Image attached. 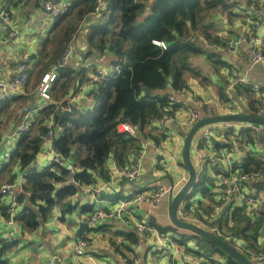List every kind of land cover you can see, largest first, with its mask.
I'll use <instances>...</instances> for the list:
<instances>
[{
  "label": "trees",
  "instance_id": "obj_1",
  "mask_svg": "<svg viewBox=\"0 0 264 264\" xmlns=\"http://www.w3.org/2000/svg\"><path fill=\"white\" fill-rule=\"evenodd\" d=\"M226 1L109 0L110 13L102 11L98 19L88 24L84 38L85 49L80 52L83 59L92 57L94 53L101 55L108 52L113 58L112 69L118 68L113 69L107 77L92 80V93L97 102L95 108L92 111L81 109L72 117L62 115L57 103L73 94L77 83L87 82L89 78L85 76L84 66L77 69L68 64L58 67L46 91L51 100L38 106L28 131L20 133L7 160L0 165V185L3 182L12 183L18 173L27 171L23 176V188L31 194L26 196L22 193L18 197L19 204L25 201L29 203L18 217L23 227L29 231L35 230L57 205L60 207L62 218L76 206L65 201L78 187L63 183L67 175L64 167L52 164L43 170L29 171L40 149L39 134L44 132V122L52 118L57 133L54 147L62 156L72 160L76 167L75 180L92 184L96 176L107 179L105 165L109 157L113 158L117 165L124 166L129 162L132 152L141 148L140 138L128 137L117 130L116 126L121 122V118L136 127L142 137H148L159 144L164 136L149 131L145 133V128L163 115L175 114L179 105L171 103L169 95L188 89L189 75L202 78L199 71L191 66L190 58L205 54L213 59L215 67L226 65L217 57L216 52L203 48L199 40L189 39L191 35H199L210 43L220 42L218 37H209L205 31V22L216 7L226 8ZM253 1L264 4V0ZM94 6L95 0H71L68 11L53 19L46 34L38 41L39 50L24 83L25 95L15 98L18 107L27 104L26 100L35 93L42 77L58 65L65 47L73 35L80 31L81 22L89 20L87 18L91 16ZM154 41H162L165 48ZM145 87L149 89L147 94ZM233 90L235 95H245L250 99L248 110L255 113L253 90L242 85H236ZM259 91L264 94V84ZM223 94L221 89L222 98ZM9 103L5 102V105ZM214 148L219 149L220 145L215 144ZM241 166L245 172L264 171V161L250 153L246 154ZM209 183L213 185L204 175L200 176L183 200L185 209L195 212L198 217H201L200 213L207 214L209 209L197 200L194 202L193 197L199 193L202 197L209 198ZM252 186L264 190V180L252 183ZM107 196L116 200L122 195L113 193ZM87 208L89 207H81L83 210ZM4 211L5 207L0 201V212L7 218ZM201 223L204 228L234 247L236 246L229 237H242L250 245H254L252 243L256 241L264 225V215L259 214L257 219L251 221L241 206L225 211L214 221ZM149 225L154 226L160 234L179 232L172 226L162 227L155 224L152 219ZM212 226L216 227L212 229ZM113 234L125 236L130 242L137 240L134 231H114ZM172 240L186 252L196 256L211 259L210 256L219 254L225 258V264H237L217 245L196 235L173 234ZM188 240L194 242L196 249L187 243ZM3 241L4 239H0V244L7 246ZM111 242L114 244L112 240ZM238 250L248 258L242 250ZM0 264L6 262L0 259Z\"/></svg>",
  "mask_w": 264,
  "mask_h": 264
},
{
  "label": "crops",
  "instance_id": "obj_2",
  "mask_svg": "<svg viewBox=\"0 0 264 264\" xmlns=\"http://www.w3.org/2000/svg\"><path fill=\"white\" fill-rule=\"evenodd\" d=\"M41 1L42 0H21V2L10 6L12 28L16 31V34L11 37H6L4 35L0 36V77L5 81L10 80L11 77L18 73V63L20 61H25L29 63L31 67L33 66V60L36 57V52L39 50V40L36 41L33 37L40 28L44 30V24L46 22H42V20H49V27L53 23V19L46 17L41 11ZM251 1L252 0H227L226 8L216 7L209 20L205 22V24H207V29H205V31L208 33L209 37H218L222 39L223 37L237 36L240 34H260L264 32V21H262L261 15L257 12L249 13L247 11V6ZM1 3L7 5L6 0L1 1ZM108 5L109 0L107 1L105 9L102 11L110 13L107 10ZM102 11L100 13H102ZM98 15L90 16L87 18L89 20L81 22V29L77 33V38L73 45V52L67 63L75 69L81 66L86 67L85 76L89 78L87 82L77 83L74 93L70 95L77 94L81 96L77 97L75 100L76 104L74 103L80 111L81 109L84 110V107H86L85 97L83 96L92 91L91 73L93 69L97 67L112 68L113 58L108 52H104L101 55L94 53L92 57L87 59H83L80 54V52L85 49L84 38L88 30V24L92 20L98 19ZM47 31L48 29L46 32ZM200 44L205 48L201 42ZM214 52L217 53V57L224 61L226 65L215 67L213 59L207 57L205 54H199L190 58L191 66L199 71L200 77L202 78L198 79L190 75L187 77L188 89L185 93L187 103L183 108L178 107L172 122L173 134H175V138L177 139L179 136L182 138L185 135V130L179 126V123L185 115L189 113V110L198 109L202 114L204 113L205 106H200V103L210 100V107L214 110L217 108H227V102L225 98L220 96V92L221 89H223L224 92L230 71H239L241 74H246L248 78L259 82L260 85L264 84V65L261 63H252L248 47L243 46L239 48L238 51L223 50ZM31 55L35 56L31 57ZM18 91L17 93H11L8 100H0V164L7 160L10 151L15 147L18 141L20 133L17 132V127L23 122L24 108L36 110V114L38 106L46 104L47 101L51 100L41 98V96L37 94V91H35V93L33 92L31 94V98L26 100V105L18 107L16 104L18 101L17 99L15 100V98L25 95L24 84ZM233 91L232 97L236 103L241 104L244 102L241 98L244 97L247 99V104L249 105V98L245 95L237 96ZM7 101L10 103L5 105ZM214 113H217V111H214ZM48 120L50 119H47V121ZM157 128L155 123H151L145 128L144 132L146 133L149 131L150 133L156 134ZM246 133L247 131L241 134L240 140L228 149L230 151L229 154L233 158H237L242 153H250L252 155L261 156L264 159V132ZM144 138L142 137V141L145 144L142 173L140 178L136 181L128 182L125 179L114 176L111 179L110 186L105 187L103 183L106 179L96 176L92 184L82 183L72 196L65 199V201H69L76 206L71 212L65 213L62 220L58 217L59 213L61 215L59 205L55 206L46 220L41 221L33 231H29L23 227L22 223L17 218L20 233L15 241H12L9 237L8 228L4 222L5 217L0 215V239H4L3 243L7 244L5 247L0 244V259L4 260L6 264H46L49 258L54 255L61 257V264H123L125 261L131 259V257L134 256L133 252H135L136 242H130L125 236L113 234V232L134 231L138 240L139 233L132 224V219H130V223L127 224L123 223L120 219L103 220L94 226V228L88 225L87 229H85L80 236H76V232L81 221H88L90 212L98 208L109 207L105 201L113 200L107 195L113 193H119L121 195L128 192L131 193L135 188H143L145 185L155 182L169 186V179L164 175H168L174 185L181 180L185 181L186 178L184 177H186L187 172L181 163V145L183 141L177 140V145L173 146L169 139H163L160 144L155 145L151 142L153 141L152 139L150 140L147 137L146 139L149 140L147 141ZM190 151L191 160L195 167L197 169L202 167L204 164L199 163V156L204 152L207 153L209 150L205 148L197 150L192 149ZM45 159V154H38L37 159H35L36 166L40 168ZM111 160V157L107 159L105 169L110 168ZM32 163L29 171L34 167ZM207 168H210V165L206 166L205 171ZM262 172L263 174L260 175L259 179L245 183V185L242 186V192H249V190L254 187L252 183H257L261 179L264 180V171ZM206 177L208 176L206 175ZM198 178L199 177H197V180ZM17 180L22 181V183L24 182L21 173H18L13 181L17 182ZM94 186L103 187V191L100 194L93 191L92 188ZM208 186L209 191H211L214 185L211 187L209 183ZM175 188L176 187L173 189L174 192L176 190ZM254 188L257 189V187ZM258 191L264 192V190ZM102 194L104 196H101ZM195 200L208 207L209 211L207 214L210 213V203L213 201L211 195L208 198L202 197L198 193L195 195L194 201ZM0 201L6 202V197L0 199ZM167 201L168 193L162 199L159 206L152 212L148 219V224L152 219L155 224L162 227L171 226L167 215ZM26 206H29V203L25 201L16 208L15 212L18 217ZM82 206L89 208L83 210L81 209ZM233 208L235 207L229 208V210ZM229 210L223 209L220 216L225 211ZM146 211L147 206L144 204L133 207V219L135 221L140 219ZM190 213L200 222L209 223V217L208 221H206L207 214L200 213L201 217H198L195 212ZM260 214L264 215L262 212ZM198 225L204 228L203 224ZM214 227L216 226H212L211 228L213 229ZM179 232L178 235L183 233L182 230H179ZM171 233L173 234L175 232L170 231L167 234ZM185 234L190 233L185 231ZM159 236H161V234L154 226H151V229L146 231V240L142 242L140 249L137 251L139 259L138 264H182L180 259H173L167 252L162 253L152 250L154 244H159V239H156V237ZM80 237H87V245L82 253H78L75 249L76 241ZM240 238L245 240L242 237ZM111 240L114 244H112ZM245 241L248 243L247 240ZM187 243L196 249V245L192 240H188ZM252 244L254 245L251 246L255 249L264 251V225L261 227L256 241ZM116 247H118V250H116ZM210 257L211 259L201 257L204 260L203 263L224 264L225 262L224 257L219 254H214Z\"/></svg>",
  "mask_w": 264,
  "mask_h": 264
},
{
  "label": "built area",
  "instance_id": "obj_3",
  "mask_svg": "<svg viewBox=\"0 0 264 264\" xmlns=\"http://www.w3.org/2000/svg\"><path fill=\"white\" fill-rule=\"evenodd\" d=\"M0 0V36L4 35L6 37H11L16 34V31L12 28V15L10 11V6L21 2V0H6L7 5H3ZM108 0H95L94 10L91 16L98 15L102 10L105 9ZM71 0H42L40 3V9L45 14L46 17L54 19L65 14ZM107 10L110 12L111 7L108 5ZM247 11L249 13H259L264 21V4L256 3L251 1L247 6ZM77 34L73 35L72 40L65 47L63 54L59 60L57 66L53 67L49 73L45 74L39 85L37 86V94L43 97L45 100H49V96L46 94L47 87L50 84V81L54 78L56 74V69L58 67H65L67 65L72 52L73 45L76 41ZM190 40H199L206 49L210 51H238L239 48L245 46L248 47L250 52L252 63H261L264 65V32L260 34H240L237 36L223 37L219 43H210L205 40L202 36L191 35ZM155 44L165 48V44L162 41H154ZM118 69L114 67L113 69ZM31 66L25 61H20L18 63V73L11 77L10 80L5 81L0 77V100L6 101L10 98L11 93L19 92V88L24 84L27 73L30 71ZM113 69L105 67H97L93 69L91 73V79L93 81L98 80L99 78H104L109 76ZM236 85L250 86L253 90L252 100L256 102L255 104V115L264 117V97L262 93L259 92L260 83L248 78L246 74H241L239 71L232 70L230 75L227 78L226 87L224 89V94L227 95L225 101L227 102L226 109H212L210 107V100L200 103V106H205L204 113L202 114L198 109L189 110V113L180 121L179 126L185 130L186 133L189 128L201 117L206 115L213 114H230L242 112L244 109L248 108L247 99L241 97L244 101L241 104H238L234 101L232 97V91ZM186 91L173 92L169 95V101L171 103L178 104L179 108L186 106L187 97L185 95ZM77 97H81L77 94L72 95L57 104H59V111H70L71 106H75V100ZM85 97L86 107L84 110L92 111L97 102L94 98L92 91L86 93ZM75 103V104H74ZM246 104V105H245ZM245 106V107H244ZM244 107V108H243ZM217 111V113H214ZM249 112V110L247 109ZM36 110H30L24 108L23 111V122L17 127V132H27L30 126V123L33 120ZM251 113V112H250ZM174 116L163 115L153 123L156 124L158 134L167 136L171 135L170 140L173 146L177 145V140L183 141V137L175 138L173 134L172 122ZM152 123V124H153ZM117 130L121 133H124L128 137L139 139L141 134L138 129L133 125L127 122H118ZM44 132L39 134L40 140V149L37 152L36 156L33 159L31 171L43 170L47 167H50L52 164H57L60 167H64L67 170V175L63 181L64 184H73L78 188L82 185L79 181L74 179L76 173V167L73 165L72 160L65 158L54 147V139L57 135L56 127L54 126L52 118L45 122ZM264 132V125L260 124L255 126L252 123L245 122H234V121H225L218 123H210L205 126H202L195 137L192 140V149H205L209 151L203 153L199 156V163H207L210 165L213 177V187L211 188L210 195L213 198V201L210 203V213L209 221H214L218 217L222 210L232 207H243L246 215L249 216L251 220L256 219L259 214L264 209V192L258 191L256 188H251L249 192H242V186L245 183L256 180L260 178L262 174L261 171H242L243 159L246 156L245 153L240 154L237 158H233L228 150L233 146L238 140H240V135L244 132ZM156 132V133H157ZM214 137L220 145L219 149L214 148L210 142V137ZM141 148L132 152L129 162L120 166L117 165L112 158L110 168H107L108 179L104 181L105 187H109L111 184V179L114 176L125 179L128 182L136 181L140 178L142 173L143 157H144V146L145 144L141 141ZM182 146V145H181ZM212 149V150H211ZM43 153L46 156L44 163L39 168L36 166L37 155ZM256 156V155H255ZM172 157V155H171ZM258 159L264 161L261 156H256ZM31 169V167L29 168ZM198 169H201L199 167ZM27 173V171L21 173V177ZM24 182L17 180L12 181V183L4 182L0 185V199L6 197V202H1V205L5 207L7 213V218H5V225L8 228V234L12 241H15L19 235L18 227V216L16 215V208H18V197L22 193L26 196H30L31 192L23 188ZM174 185V184H173ZM174 187V186H173ZM169 186L164 185L158 182L145 185L143 188H135L133 192H128L122 194V196L113 201H105L109 207L98 208L90 213L88 224L89 226H96L99 222L108 219H120L123 223H130V219L133 220V225L137 232L139 233V238L135 243V252H133V257L130 260L125 261L123 264H138V250L140 249L142 242L146 240V231L151 229V226L148 224V219L151 216L152 212L159 206L162 199L167 195ZM93 191L101 193L103 187L94 186ZM146 205V213L138 220H134L132 208L139 205ZM228 206V207H227ZM110 208V209H109ZM2 215V212H0ZM177 216L186 221L194 222L197 224L202 223L193 217L189 211L185 209V204L180 203ZM235 246L242 250L247 256L248 259L253 262L260 264L264 263V251L255 249L249 245L245 240L240 237H229ZM159 239V244H154L152 250L156 252L169 253L173 259H180L182 264H204L203 258L198 257L194 254L186 252L178 243L172 240V237L169 234H161V236L156 237ZM87 245V237L78 238L75 244V249L78 253H82ZM62 259L58 255H54L49 258L46 264H61Z\"/></svg>",
  "mask_w": 264,
  "mask_h": 264
},
{
  "label": "water",
  "instance_id": "obj_4",
  "mask_svg": "<svg viewBox=\"0 0 264 264\" xmlns=\"http://www.w3.org/2000/svg\"><path fill=\"white\" fill-rule=\"evenodd\" d=\"M34 56L35 55H31V57ZM148 92L149 89L145 87V93L147 94ZM79 111H80L79 108L73 105L71 106L70 111H63L62 115L72 117L77 115ZM120 121L124 122V119L121 118ZM225 121L252 123L255 126H259L260 124L264 125V117L250 113L247 111V109H244L242 112H238V113L206 115L198 119L189 128V130L185 133L183 137L182 148H181V163L183 164V166L187 171V178L185 179L184 183L174 192L173 182L171 181L168 175H164L166 178L169 179L167 215L170 221V225L172 227L178 230H182L183 233L187 231L190 234L196 235L202 239H206L214 243L221 251L225 252L228 256H230L237 264H257L252 260L248 259L245 255H243L241 251H239L236 247L222 240L218 235L203 228L197 223L182 220L177 216V210L180 203L183 202L185 195L190 192L194 183L197 182V177H200L202 175L206 177L204 172L208 164L204 163L201 169H197L191 160L190 150H192L193 138L195 137L196 133L202 126H205L210 123H218ZM210 142L213 146L215 144H218L213 136L210 137ZM206 178L211 182H213L214 180L212 176H208ZM262 213L264 214V210L262 211ZM88 225H89L88 221H81L79 223L76 236H80L81 233L85 229H87ZM91 228L94 227L91 226Z\"/></svg>",
  "mask_w": 264,
  "mask_h": 264
},
{
  "label": "rangeland",
  "instance_id": "obj_5",
  "mask_svg": "<svg viewBox=\"0 0 264 264\" xmlns=\"http://www.w3.org/2000/svg\"><path fill=\"white\" fill-rule=\"evenodd\" d=\"M42 11V10H41ZM43 16V15H42ZM44 17V16H43ZM43 21H45L46 23L44 24V30H42V28H40L38 31H37V33L34 35V39L36 40V41H38V40H40L41 39V37L44 35V34H46V30L47 29H49V24H50V21L49 20H42V22ZM91 69V68H90ZM247 87H249V88H251L250 86H247ZM259 87H261V85H259ZM185 91H187V89H185ZM260 92V91H259ZM223 96L224 97H227V95L226 94H223ZM162 136H164V135H162ZM170 137H171V135H167V136H164V139H169L170 140ZM144 138V137H143ZM140 139H141V141H142V136L140 137ZM144 139H146V138H144ZM147 141H149L148 139H146ZM143 142V141H142ZM152 143H154L155 145H158L156 142H154V140L153 141H151ZM160 144V143H159ZM2 164V163H1ZM0 164V165H1ZM187 172V171H186ZM185 172V173H186ZM207 176H211L212 175V173H211V169L210 168H207L206 169V171L204 172ZM184 178H187V173H186V177H184ZM184 183V180H181L180 182H178V183H176V185H174V187H176L175 189L177 190L182 184ZM175 190V191H176ZM194 199H195V196L193 197V201H194ZM196 201V200H195ZM194 201V202H195ZM58 217H59V219L60 220H62L63 218H62V216L60 215V213H59V215H58ZM178 233H180V232H175V233H173L174 234V236H178ZM172 234V233H171ZM171 234H169L172 238H173V234L171 235Z\"/></svg>",
  "mask_w": 264,
  "mask_h": 264
}]
</instances>
